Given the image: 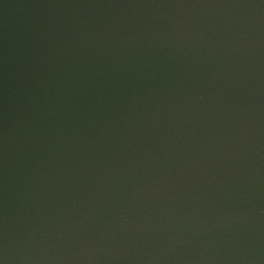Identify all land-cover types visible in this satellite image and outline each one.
<instances>
[{
	"label": "water",
	"instance_id": "obj_1",
	"mask_svg": "<svg viewBox=\"0 0 264 264\" xmlns=\"http://www.w3.org/2000/svg\"><path fill=\"white\" fill-rule=\"evenodd\" d=\"M3 264H264V0H0Z\"/></svg>",
	"mask_w": 264,
	"mask_h": 264
},
{
	"label": "snow or ice",
	"instance_id": "obj_2",
	"mask_svg": "<svg viewBox=\"0 0 264 264\" xmlns=\"http://www.w3.org/2000/svg\"><path fill=\"white\" fill-rule=\"evenodd\" d=\"M0 264H3V261H0Z\"/></svg>",
	"mask_w": 264,
	"mask_h": 264
}]
</instances>
